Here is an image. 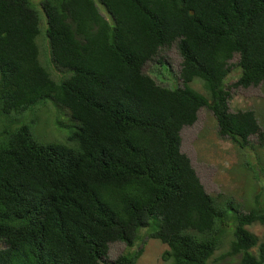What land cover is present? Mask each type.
<instances>
[{
  "label": "trees",
  "instance_id": "1",
  "mask_svg": "<svg viewBox=\"0 0 264 264\" xmlns=\"http://www.w3.org/2000/svg\"><path fill=\"white\" fill-rule=\"evenodd\" d=\"M174 43L182 84L165 86L144 66ZM262 82L264 0H0V264H102L145 233L167 264H212L228 237L224 255L264 264L260 199L209 193L181 150L202 107L240 150L264 148L256 110L230 108L232 87ZM44 106L65 141L38 133Z\"/></svg>",
  "mask_w": 264,
  "mask_h": 264
},
{
  "label": "rangeland",
  "instance_id": "2",
  "mask_svg": "<svg viewBox=\"0 0 264 264\" xmlns=\"http://www.w3.org/2000/svg\"><path fill=\"white\" fill-rule=\"evenodd\" d=\"M41 24V36L46 38V18L43 16ZM42 50L45 51L44 42H40ZM42 57L44 53L42 52ZM50 56L52 58L51 52ZM49 57V54H46ZM41 58V56H40ZM52 60V59H51ZM239 55H236L231 62L237 63ZM182 57L179 53L177 44L162 48L159 54L151 61L146 63L144 71L151 73L158 83L165 86L181 85L182 80L179 77L181 70ZM50 67V66H49ZM51 69L57 75L60 72L54 66ZM239 68L233 66L226 82L232 84L239 74ZM56 77V75L54 74ZM57 78V77H56ZM192 87L197 91L206 92L203 83L195 79ZM52 103V100H48ZM53 104V103H52ZM230 108L233 111L239 109H254L257 112L261 126H264V82L257 86L244 88L242 86L231 88ZM37 116L38 133L46 140L62 139L56 130L55 125L49 124L47 106L41 111L34 112ZM30 115L31 118L35 117ZM49 117V118H46ZM65 122L71 123L67 120ZM49 124V125H48ZM68 131V130H67ZM182 151L186 153L196 171L198 172L206 190L216 195L223 192L241 203L243 210L255 205L257 199H260L264 205V148L260 145L256 135L249 137L250 144L247 149L240 150L228 137L219 133L218 121L207 108H201L198 112V118L192 125H186L181 130ZM251 160L247 163L246 160ZM241 209V210H242ZM249 229L255 233L260 240H264V224L254 223ZM230 238L228 237L221 249L215 252L211 259L212 264H237L239 256L224 255L229 250ZM143 247V253L137 261V264H167L162 255L168 248L167 244L159 239L150 238L144 234L139 245L132 248L126 246L123 242H113L110 244L108 256L102 264H114V260L127 250H136L139 246ZM3 243L0 242V247ZM170 263V262H169Z\"/></svg>",
  "mask_w": 264,
  "mask_h": 264
},
{
  "label": "clouds",
  "instance_id": "3",
  "mask_svg": "<svg viewBox=\"0 0 264 264\" xmlns=\"http://www.w3.org/2000/svg\"><path fill=\"white\" fill-rule=\"evenodd\" d=\"M181 65H182V62H181ZM180 71H181V70H180ZM179 74H180V73H179ZM181 84H182V83H181ZM202 108H204V107H202ZM205 108H206V107H205ZM200 109H201V108H200ZM200 109H199V110H200ZM207 109H208V108H207ZM198 112H199V111H198ZM195 122H196V121H195ZM185 126H186V125H185ZM181 130H182V129H181ZM181 136H182V135H181ZM181 145H182V144H181ZM181 150H182V148H181ZM191 163H192V161H191ZM192 165H193V164H192ZM194 168H195V167H194ZM197 173H198V172H197ZM198 175H199V174H198ZM0 242L3 243V246H1L0 248L4 247V246H5V243L2 242L1 240H0ZM112 243H113V242H112ZM110 244H111V243H110ZM109 248H110V247H109ZM120 255H121V254H120ZM107 256H108V255H107ZM106 258H107V257H106ZM106 258H105V259H106Z\"/></svg>",
  "mask_w": 264,
  "mask_h": 264
}]
</instances>
